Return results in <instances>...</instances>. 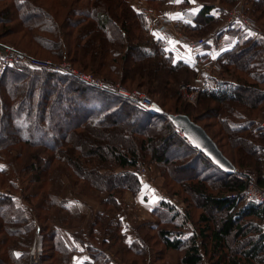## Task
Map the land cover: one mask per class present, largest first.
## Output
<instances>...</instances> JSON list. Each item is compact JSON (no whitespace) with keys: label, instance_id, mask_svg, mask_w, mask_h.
I'll return each instance as SVG.
<instances>
[{"label":"trees","instance_id":"1","mask_svg":"<svg viewBox=\"0 0 264 264\" xmlns=\"http://www.w3.org/2000/svg\"><path fill=\"white\" fill-rule=\"evenodd\" d=\"M140 1L157 10L163 3ZM199 1L202 9L196 15H188L192 23L185 24L190 32L214 28L220 17L211 11L224 10L238 0ZM214 1H218L216 6L212 5ZM244 2L246 13L264 32V0ZM146 28L142 14L134 10L131 0H0V44H10L28 57H33L29 54L33 44L50 57L67 58L78 70L89 71L104 81L103 87H95L74 76L21 63L0 71V188L19 191L24 204H19L12 193H0V264H27L34 232H42L50 242L56 255L50 264H68L71 245L64 230H70L74 239L88 250L90 260L83 264H110L104 248L109 249L111 239H119L115 250L121 259L133 258L127 261L130 264H136V260L143 264L160 261L163 252L155 257L152 241L174 257L173 263L165 259L162 264H202L203 257L210 264H264V206L240 196L231 197L243 189L236 177L244 173L241 170L264 172V131L257 128L251 117L259 106L264 112V42L246 34L241 37L238 28L231 31L238 40L220 55L219 77H210L211 88L200 96L203 115L217 119L219 135H223L221 141L228 144L233 158L221 145L219 135L216 139L207 125H199L196 119L200 115L193 119L185 113L233 164L235 173L226 174L192 148L168 120V114H182L178 112L186 110L184 104H177L171 112L165 104L157 103L162 113H151L112 89L117 82L135 87L139 84L137 79H141V86H146V75L138 71L145 66L150 67L152 80L169 81L170 88L164 91L166 101L168 95L175 93L170 81L175 82L181 70L188 67L174 62L160 44L149 41ZM15 35L27 39L25 47L5 41ZM102 43L107 46L105 50L94 53V48ZM113 43L118 49L109 46ZM101 52L102 61L101 56L97 60ZM116 57L129 67L126 71L115 66ZM115 76L118 77L114 79ZM146 92L153 93L152 85L146 87ZM123 105L136 114L137 126L122 109ZM238 107L245 108L246 113ZM98 127L108 133L113 129L123 131L121 141L125 145L117 150L114 142L111 153L107 148L76 147L80 135L85 138ZM90 138L94 140V136ZM156 142L158 146L154 145ZM171 149L177 153H168ZM139 162L157 165L167 184L173 182L191 195L179 197L194 224V235L183 237L175 213L162 203L152 212L156 220L149 230L153 235L137 233L134 241H125L118 234L120 225L114 218L122 211L124 193L140 191L135 175ZM177 162L182 164L176 167ZM196 162L198 172L193 167ZM182 168L188 176L180 174ZM208 171L210 174H206ZM63 178L69 180L73 190L81 184L80 190L89 198L95 197V190L106 194L105 198L95 197L105 209L96 215L91 229L79 223L83 219L80 210L61 198ZM20 179L24 181L21 189ZM196 207L198 214L194 213ZM55 218L58 225H54ZM77 221L79 225H74ZM101 226L107 229L103 231L105 237L99 240ZM153 255L156 261L152 260Z\"/></svg>","mask_w":264,"mask_h":264},{"label":"rangeland","instance_id":"2","mask_svg":"<svg viewBox=\"0 0 264 264\" xmlns=\"http://www.w3.org/2000/svg\"><path fill=\"white\" fill-rule=\"evenodd\" d=\"M197 4L201 1L199 0H194ZM239 1V0H238ZM237 1V2H238ZM218 1H214V3L212 5L216 6ZM236 2V3H237ZM236 3L234 5H232L231 7H227V8H223L224 10L221 11H215L214 10V15L220 17L219 22L215 25L214 28H212V26L208 29V30H203L200 29L197 31V33L195 32H190L189 30H187L185 28V24L188 23L189 21H186L184 19H187V15L185 14V10L182 9V7H185L186 5H188V3L186 4L185 0H163V3L161 5L160 9H154L152 7H150L145 1H140V0H131V5L134 8L135 11H137L138 13H141L144 20H145V24H146V29H147V38L149 39V41L151 42H155L160 44V46L165 50V52H167L173 59L174 62L177 63H182V65H185L186 67H188V69H182L181 73L176 76V80L175 82L170 81V84L175 86V93L172 95H168L169 98L166 101L165 100V95H164V91L167 90L168 92V88H170V86L168 85V82L166 79H162V78H155V80H152V74H151V69L150 67H145L143 66L142 68L139 69V67H137L136 70L140 71L139 73L145 74L147 81H145L147 84L146 86H141L142 81H140L139 79L136 80V82H138L139 84L135 85V87H130L127 85H124L123 83L117 82L113 85L114 89L115 87H122L125 88V90L131 94H135V93H140V94H144L147 95L151 98V100L155 103V104H159L162 103L163 105L165 104V107L171 111L174 112V106L177 107V104H184L186 107V110H180V112L178 113H182L184 115L190 113L193 116V119L196 118V116L198 117V115H200L201 117H199L198 119H196V121L199 123V125H207V130L209 133H211L215 138H216V134L219 135V131L220 130V125L217 122V119H214V117H210L207 115H203V106H201V104L199 103L200 99H201V94L198 95L195 100L191 101L188 97L185 96V92H188L187 90V86L193 84L196 79L198 78V73L199 71L184 62H181V60H175L173 57V53L170 50V45L171 44H176V47L178 49H180L179 53L182 54L185 52L184 48H183V42L182 39H199V38H205L208 35L211 34H215V32H217V34L219 35L220 33L225 32L224 34V38L229 40L230 39V34L231 31H233L234 29H237V27H233V28H228V29H223L225 31L222 32H218V30L220 28H223V24L225 23V19L227 16V13L229 11V9H231L233 6L236 5ZM243 6H245V2L243 0ZM202 4V3H199ZM216 4V5H215ZM205 5H210L209 3H206ZM202 9V8H201ZM200 9V10H201ZM213 12V10H212ZM184 15V17H180L179 14ZM198 14V13H197ZM193 15V14H192ZM191 16V14H190ZM249 17H251L248 14ZM252 18V17H251ZM168 20H171V22H168ZM201 25L203 26L202 21ZM192 23V22H189ZM258 25V23H257ZM259 26V25H258ZM160 28L161 30H165L167 32V34L164 32L163 35H159L156 36L155 32L153 29H157ZM259 28L262 30V28L259 26ZM82 31H86V29H82ZM263 31V30H262ZM201 32V33H198ZM73 33V32H72ZM246 31L241 30V32L239 33L241 37H245ZM264 33V32H263ZM179 34V35H177ZM229 34V35H227ZM75 35L79 38V34L77 32H75ZM168 35V36H167ZM73 38H76L77 37ZM176 36L182 38L179 39ZM247 36V35H246ZM250 37V36H248ZM61 38L63 39V35L61 36ZM86 38V37H85ZM256 39L261 40L260 38L255 37ZM12 40V41H10ZM84 40V39H83ZM5 41L8 42H13V43H20V47H25L24 44L25 42H27V39H19V37L17 35H15L14 37L10 36L8 39H6ZM264 42V41H263ZM10 45V44H9ZM19 45V44H18ZM30 45V43H29ZM109 46H113L114 48H117V44L113 43L110 44ZM107 46L104 45L102 43V46L99 48H94L95 52L94 53H98V51L101 50H105ZM16 49V48H15ZM30 51L29 54L32 55L34 59L38 60V61H50L52 63H65L68 65H71V67L75 70L78 71L80 73H83L85 75H91L94 76L96 78H99L102 81V78L100 76H95L94 74H92L89 71H80L78 70L76 67H74L67 58H63V59H54L53 57H50L45 51L40 50L37 46L31 44L30 45ZM118 49V48H117ZM93 51V50H92ZM33 53V54H31ZM69 54V52H67ZM103 55L102 52L101 54L98 56L97 60L99 59V57ZM97 56V55H96ZM105 59V58H104ZM96 60V61H97ZM100 60L102 61V56L100 58ZM114 64L117 68H123L125 71L129 68L127 65H123L121 64V61L118 57H116L114 59ZM130 68H132V66H130ZM190 69V70H189ZM150 72V73H148ZM221 72L220 69V63H219V67L215 68L212 72L211 75L205 76V78L209 81L210 83V88L212 86L211 83V78L214 74L216 76H213V78H218L219 73ZM150 74V75H149ZM218 74V75H217ZM243 75V74H242ZM118 76H115V78H117ZM245 77V76H244ZM111 78V77H110ZM137 78H140L139 76H137ZM240 78H243L242 76H240ZM154 82V83H153ZM102 83L104 84V81H102ZM126 84V83H125ZM152 85V91L153 93L150 95L147 94L146 92V87L151 86ZM155 87H157V90L155 89ZM186 88V90H185ZM209 88V89H210ZM208 89V90H209ZM207 91V90H206ZM205 92V91H204ZM90 93H87V95H89ZM93 95V94H90ZM120 96V95H119ZM122 97V96H121ZM124 98V97H123ZM170 99V100H169ZM201 102V101H200ZM157 104V105H158ZM159 106V105H158ZM139 107V106H138ZM160 107V106H159ZM258 107V106H257ZM140 108V107H139ZM240 110H243L246 113V109L245 108H241L238 107ZM263 108V107H262ZM262 108L261 106H259L253 113H252V118L255 119V123L258 122L259 120H264V112H262ZM122 109L126 112L129 113L128 115L130 116V120L134 121V124L137 126V122L135 120V118L137 117L136 114H134V112H130L129 108L127 107V105H123ZM142 109V108H141ZM144 110H148V109H144ZM196 110V111H195ZM151 113H154L153 111L148 110ZM131 113V114H130ZM186 113V114H185ZM172 115H176V114H172ZM204 116V117H203ZM118 118L125 120V117L123 115H119L117 116ZM198 125V124H197ZM198 125V126H199ZM141 126V125H140ZM131 127H127V130H130ZM91 135H87L85 136V138L78 137L76 140V147H82L83 149H90V148H100L103 150H106L107 148V152H110V149L114 146V142L116 143V147L117 150H119L121 147L120 145H125V142L121 141L122 137H123V131H118L117 129H113L111 130L110 133H108V131H106L107 129L102 130V128L98 127L97 129H91ZM154 132V131H152ZM178 133H180L178 131ZM206 133V132H205ZM119 135V136H118ZM181 135V133H180ZM94 136V140H91L90 137ZM182 136V135H181ZM223 135H219L218 139L221 143V145L224 147L226 153L231 156L233 158V152L232 150L229 148L228 144H226L225 141H221ZM211 139V138H210ZM217 139V138H216ZM185 140V139H184ZM212 140V139H211ZM155 146H158L159 143L156 142L154 144ZM216 145V144H215ZM168 153L170 154H175L177 153V151L171 149L168 151ZM228 156V157H229ZM176 167H179V165H181V162H177L175 163ZM196 164V165H195ZM195 164H193V167H195L194 169H199V167H197V165H199L198 162H196ZM137 165L142 166L146 172L145 173H140V175H138V171L135 170V175L137 177V179L139 180L140 183V191L137 194H132L131 192H125L123 197H122V211L119 213L118 216H116V218H114V220L119 222V233L124 236V240L127 241L126 236H125V231H124V225L127 224L129 227V230L131 232H134L135 237L137 238V233H142V232H150L149 230V225H151L152 223L155 222V218L151 215H145V213L141 212V208L142 207H146L147 205H149V203L145 204L143 201H148V197L146 195H141V191L143 192V190H145L146 192H150L153 193L154 195V201L151 203V205L155 206L158 205L159 203H161V197H159V191L163 192L166 195H169L171 197H175L183 206V209L186 212V205L183 202V200L181 198H184L185 196H189L190 194L185 193L179 186H177L175 183L173 182H166L165 176L161 174L160 168L157 165L154 164H145L142 162H139ZM0 166H2L1 162H0ZM63 168H66L65 165H62ZM183 170H181L180 174L182 176H188L189 173L186 172L184 170V168H182ZM180 170V169H179ZM246 170H241L240 172H244L242 174H245ZM208 171L206 172V174H210ZM138 173V174H137ZM88 174V172L86 173ZM181 177V176H180ZM22 181V182H21ZM63 181V187L61 189V198L65 201H67L69 204H71L72 206H74L75 208H77L78 210H80L81 212V217L82 222H79L81 224V226H83L85 229H89L90 226L92 228V225L95 221L96 215L101 214L105 207L101 204L98 203L96 201L95 197H98L99 191L95 190L96 195L94 198H89V196H87L86 194H83L84 190H80L81 188V184L77 185L78 187H75L74 190L72 188V186L69 184V180H67L66 178L62 179ZM168 181V180H167ZM19 189H21L23 187L24 181L23 179L19 180ZM179 191V192H177ZM18 193L13 192L12 190H10L9 188L3 187L0 188V193H12L14 194L16 201L21 204L22 206H24V204L22 203L21 197H23L21 195V193L19 191H17ZM177 193V194H175ZM140 194V198L141 200L139 202H143L142 205H138L136 203V201L133 200V197L136 195ZM179 194V195H178ZM181 194V195H180ZM178 195V196H177ZM102 198L106 197V194L103 193L102 195H100ZM181 198H180V197ZM191 196V195H190ZM193 200H195V198L191 197ZM198 201H200L199 199H196ZM195 200V201H196ZM197 202V201H196ZM140 204V203H139ZM153 206V207H154ZM150 208V206H149ZM192 208H194V206H192ZM194 213L198 214L199 210L197 209V207L194 210ZM212 214V212L210 213ZM190 219V218H189ZM35 221V220H34ZM191 221V219H190ZM192 226L194 227L193 222L191 221ZM54 225H58V219L55 218L54 219ZM74 225H79L78 221L74 223ZM88 227H85L87 226ZM90 228V229H91ZM107 229V227L103 228V226H101V233H97L99 235V237H97L99 240H101L102 238L105 237L106 234H104V230ZM77 231L76 229H73V232ZM104 231V232H103ZM124 231V232H123ZM64 235L67 236L68 239V243L72 246L71 248H74V251H77L78 248H76V244H79L77 239H74V237L71 234V231H63ZM153 232H150L149 235H153ZM35 238H38L39 240H41L42 243V264H50V262H52V259L54 260L55 258V253L53 252V250H51L50 247V242L47 241L45 234H43L42 232H34L31 244L29 246V248L32 246ZM135 238V239H136ZM122 239V238H120ZM119 242L118 240H113L111 239L110 246L109 249L104 248L105 251L109 254L108 256V260L110 263V259H114L115 262H119L121 264H130L127 261H129L130 259H133L131 257L128 258H123L121 259V254L118 253L117 250V246L116 244ZM150 245L152 246L154 253H155V257L156 256H160L161 253L163 252L162 257H160V261H156L154 259V255L152 256V260L156 261L155 264H162L165 259H168L171 263L174 262V257H172L171 255H169L168 252H165V250L163 249L162 245L158 244L157 242L152 241V243H150ZM79 247V246H77ZM86 249V247H85ZM103 249V248H102ZM176 257V254L173 253ZM131 262V261H129ZM134 263L136 264H143V263H139V260L134 261ZM27 264H29V249H28V258H27Z\"/></svg>","mask_w":264,"mask_h":264},{"label":"built area","instance_id":"3","mask_svg":"<svg viewBox=\"0 0 264 264\" xmlns=\"http://www.w3.org/2000/svg\"><path fill=\"white\" fill-rule=\"evenodd\" d=\"M243 4V0H239L235 6L229 9L223 28H220L218 32L225 31L228 28L231 29L233 27H237L240 30L246 31L247 36L257 37L264 41L263 31L259 28L255 21L248 16L246 8ZM168 22H171V20H168ZM153 30L156 36H159L160 34L163 35L164 32L167 34L165 30L163 31L160 28ZM224 33L225 32L218 35L217 32H215V34L199 39H182L176 36L177 38L182 39L183 48L185 50L182 54L179 53L180 49L176 47V44L170 45L169 51L174 54L173 57L175 60H181V62L187 63L199 71L198 78L193 84L187 86L188 92H185V96L191 101L195 100L198 95L210 88V83L205 76L211 75L213 70L219 67V57L224 51V48L228 49L234 44L231 39L227 40L224 36H221ZM215 45H217L216 53L211 50V48ZM16 63H21L34 69L47 70L57 74L74 76L91 86H104L99 78L75 71L71 65L65 63L57 64L50 61H38L32 57L23 55L12 45L0 44V71L6 67H11ZM113 90L116 94L131 100L140 108L151 111V107L154 102L149 96L140 93L131 94L122 87H115ZM256 126L258 129L264 131V120L262 119L256 122ZM136 170L139 173H137L138 175L142 172H146V170L140 165H137ZM236 177L243 183V189L239 193L232 194L231 197L240 196L264 206V172H261L260 174L249 172L245 174H238ZM159 197H161V203L169 206L175 213L182 236L189 237L194 235V227L192 226L187 213L183 209L182 204L175 197L166 195L161 191H159ZM261 228L264 231V215L261 220ZM124 231L128 241L135 240V234L129 230L127 224L124 225ZM196 243L198 244L199 241L197 240ZM29 264H42V243L38 238H35L32 246L29 248ZM110 264L121 263L115 262L114 259H110ZM202 264H210V262L203 257Z\"/></svg>","mask_w":264,"mask_h":264},{"label":"water","instance_id":"4","mask_svg":"<svg viewBox=\"0 0 264 264\" xmlns=\"http://www.w3.org/2000/svg\"><path fill=\"white\" fill-rule=\"evenodd\" d=\"M151 111L161 114L162 110L157 104H153ZM168 120L179 131L188 144L203 154L214 166L226 174L235 173L233 164L220 152L215 143L205 131L184 114H168Z\"/></svg>","mask_w":264,"mask_h":264},{"label":"crops","instance_id":"5","mask_svg":"<svg viewBox=\"0 0 264 264\" xmlns=\"http://www.w3.org/2000/svg\"><path fill=\"white\" fill-rule=\"evenodd\" d=\"M186 4L188 3V5H186L185 7H182L183 10H185V14L187 15L186 18H188L189 16L188 15H196L200 9L202 8V4H199L201 2H199L198 4L194 1V0H185ZM212 12V11H211ZM214 13V10L212 12V14ZM180 17H184L183 13L182 14H179ZM186 21H189V19H184ZM246 34V33H245ZM225 34H222L221 36H224ZM229 35V34H227ZM247 35V34H246ZM230 39L234 42V44L237 42L238 40V36L234 35L232 32L230 34ZM233 44V45H234ZM232 45V47H233ZM217 45H215L214 47L211 48L212 51H214L216 53L217 51ZM232 47H229L228 49L224 48V52L230 50ZM141 195H146L148 197V201H143L145 204L149 203V205H147L146 207H142L140 210L141 212L145 213V215H151L154 217L153 215V209L155 206L157 205H151V203L154 201V195L153 193H150V192H146L145 190H143V192L141 191ZM140 194H138L137 196L135 195L133 197V200L136 201V203L138 205H142L143 202H139L141 200L140 198ZM140 203V204H139ZM150 206V208H149ZM79 246V247H77ZM72 247V246H71ZM76 248H78L77 251H74V248H71V251L69 253V257H68V264H83L85 262H88L90 260V255H89V252L88 250L85 249V245H81V243L79 244H76Z\"/></svg>","mask_w":264,"mask_h":264}]
</instances>
